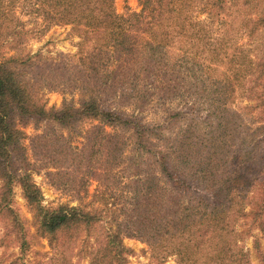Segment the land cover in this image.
<instances>
[{"label":"trees","instance_id":"obj_1","mask_svg":"<svg viewBox=\"0 0 264 264\" xmlns=\"http://www.w3.org/2000/svg\"><path fill=\"white\" fill-rule=\"evenodd\" d=\"M186 1L142 0L143 8L139 13L116 16L111 9L112 0H27L29 8L42 16L45 25L66 24L80 36L83 33L95 35L106 45H111L119 56L122 53L138 56V48L144 44L150 49L145 56L148 64L159 57L160 51L172 47L170 43L175 34L191 30V38L200 42L203 49L206 46L212 53L210 56L214 55L206 59L209 64H214L218 61L219 37H215L210 21L221 20L227 15L226 0L202 2L204 11L208 10L209 19L206 21L196 20L191 15L193 3L198 0H189L188 6H185ZM12 3L14 0H8L9 5ZM4 5L5 2L0 0V12H3ZM246 24L250 36L263 32L264 12L254 15ZM186 26H189L187 30ZM233 38L223 41L226 46L233 44V50L231 53L221 52V62L228 59L235 80L241 67L247 64V75L259 87L254 96L262 123L251 130L245 149L237 148L226 157H217L215 153L212 137L218 133V128L210 130L206 139V134L192 125L194 118H191L190 123L172 133L170 128H178L184 119L177 111L169 114L164 128L163 124L146 125L134 115L102 106L97 98L99 92L81 99L76 106L66 102L59 107L47 106L39 93L40 87L21 69L29 57L19 59L0 54V216L5 219L3 240L12 239L21 251L29 247L28 230L11 205L13 185L21 189L36 233L51 245L76 234L81 228L89 229L99 221L95 211L79 206L43 205L41 189L32 180L28 169L25 133L22 131V127L29 124L39 126L44 123L47 126L54 123L71 130L85 122L98 121L106 127L129 133L132 150L139 160L133 156L128 158L136 161L132 162L136 169L128 183V201L120 210L121 221L97 241L96 253L89 264H98L99 257L104 258V264H126L127 255L132 250L122 244L124 237L147 244L155 264H161L169 256H174L177 264H251L247 249L240 244L247 233L242 235L237 226L242 225L243 219L250 218L247 222L264 234V54L254 49L255 54L247 60L248 54L236 45ZM111 74L114 79L115 72ZM225 79L230 92L232 82L227 76ZM161 91L165 93L167 90ZM216 118L217 122H210L220 125L225 115L218 112ZM104 144H107L103 148L108 163H120L124 144L119 136L107 134ZM62 153L68 160L70 156L80 157V153L72 150L64 149ZM142 164L149 170L145 171ZM260 260L264 264L262 252Z\"/></svg>","mask_w":264,"mask_h":264},{"label":"rangeland","instance_id":"obj_2","mask_svg":"<svg viewBox=\"0 0 264 264\" xmlns=\"http://www.w3.org/2000/svg\"><path fill=\"white\" fill-rule=\"evenodd\" d=\"M3 1L0 54L19 59L29 57L21 69L40 87L39 93L47 106L59 107L64 102L76 106L81 99L99 92L97 98L102 106L134 115L146 125L163 124L164 128L169 114L177 111L184 119L178 128H170L174 134L185 123H190L191 118L196 123L192 125L205 133L206 139L210 130L218 128V133L212 137L217 157L231 155L237 148L245 149L251 130L262 123L254 96L259 87L247 75V64L241 67L235 80L231 63L228 59L222 63L220 53H231L233 44L226 46L223 41L234 37L236 45L248 54L247 60L255 54L254 49L264 54V30L253 37L248 34L246 24L254 15L264 12V0L225 1L229 7L227 15L210 21L215 37H219L218 61L214 64L206 61L214 55L210 56L212 53L206 46L203 49L200 42L191 38V30L175 34L170 43L172 47L160 51L159 57L148 64L145 56L150 49L144 44L138 48V56L123 53L119 56L111 45L95 35L83 33L80 36L71 25H45L42 16L29 8L27 0H14L11 5L8 0ZM203 1L192 2V12L189 8L196 20L209 19ZM186 2L188 6L189 0ZM142 8V0H112L111 9L116 16L139 13ZM226 76L232 82L230 92ZM162 89L167 90V94ZM218 112L225 115L220 125L210 122H217ZM114 129L98 121L85 122L71 130L54 123L22 127L28 169L41 189L43 205L79 206L95 211L99 221L51 245L36 233L21 189L13 185L11 205L28 230L29 247L21 251L12 239L3 240L5 219L0 216V264H89L96 253L97 241L121 221L120 210L128 201V183L136 169L132 166L135 160L128 158L133 156L139 160L132 150L129 133ZM107 134H117L124 144L118 164L108 163L104 156ZM64 149L80 153L81 158L69 155L68 160L62 153ZM141 167L149 170L143 164ZM249 219H243L242 225L237 226L242 235L247 233L240 244L247 249L251 264H262L260 252L264 253V234L250 225ZM121 242L132 250L126 264H155L148 245L141 240L124 237ZM98 264H104V258L99 257ZM161 264L177 263L174 256H169Z\"/></svg>","mask_w":264,"mask_h":264}]
</instances>
